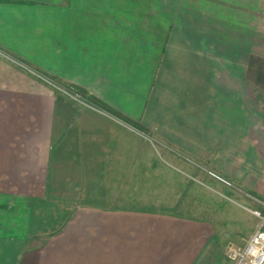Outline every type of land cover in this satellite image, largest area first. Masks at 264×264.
<instances>
[{
  "label": "crops",
  "instance_id": "obj_1",
  "mask_svg": "<svg viewBox=\"0 0 264 264\" xmlns=\"http://www.w3.org/2000/svg\"><path fill=\"white\" fill-rule=\"evenodd\" d=\"M123 9L97 8L95 0H0V189L42 198L61 142L107 140L94 131L100 122L104 134H117L121 124L152 127L165 140L185 142L192 156L216 157L219 166L231 158V175L256 196L264 189V89L254 62L246 114L237 106L240 73L230 68L235 53L225 65L224 56L201 53L188 63L164 51L167 38L162 50L158 44L146 52L145 39L123 36L121 29L139 27L137 19L122 21ZM33 71L102 102L118 119L91 117ZM162 78L179 84L175 100ZM1 223L0 264H208L198 258L213 230L165 211L89 205L45 236Z\"/></svg>",
  "mask_w": 264,
  "mask_h": 264
},
{
  "label": "rangeland",
  "instance_id": "obj_2",
  "mask_svg": "<svg viewBox=\"0 0 264 264\" xmlns=\"http://www.w3.org/2000/svg\"><path fill=\"white\" fill-rule=\"evenodd\" d=\"M95 6L124 8L122 21L130 24L137 19L138 29L130 26L121 32L123 36L128 34L132 38L134 34L139 40L145 39L146 52L156 49L158 44L162 50L167 38L164 51L188 63L191 57L201 53L210 58L224 56L225 65L235 53L230 68L240 73L241 104L237 106L246 114L252 101L248 88L252 74L250 62H254L260 75L258 90L264 89V0H160L159 3L157 0H95ZM142 15L144 23H141ZM32 73L49 84L58 98L89 110L91 117L118 119L89 95L75 90L87 103L80 104L62 94L57 88L62 84L55 78L42 76L38 71ZM165 78L162 85L165 90L174 89L168 91L175 100L176 95L180 96L175 92L179 84L168 83L170 80ZM198 97L199 94L194 95L196 101ZM257 101H262L258 92ZM110 125L108 121V130ZM114 127L120 129L117 134H104L103 125L100 122L95 125L96 136H107V140L61 142L59 154L52 159L42 198L0 189V220L4 219L0 223L7 227L16 225L17 229L25 226L34 236H45L58 231L78 207L85 205L165 211L208 223L213 228L212 235L198 259L208 264H231L226 249L244 244L259 225V219L251 211L264 214V189L253 196L247 185L234 179L232 167L227 166L231 158H224L227 162L222 158L219 166L216 157L205 160L192 156L184 150L185 142L165 140L152 127L148 130L128 124ZM193 144L199 146L200 142Z\"/></svg>",
  "mask_w": 264,
  "mask_h": 264
},
{
  "label": "built area",
  "instance_id": "obj_3",
  "mask_svg": "<svg viewBox=\"0 0 264 264\" xmlns=\"http://www.w3.org/2000/svg\"><path fill=\"white\" fill-rule=\"evenodd\" d=\"M50 84L54 86L52 82ZM57 88L63 95L80 102V104L87 105L74 90L59 86ZM251 212L259 219V225L250 234L244 244L227 247L226 257L231 264H264V214L259 210H253Z\"/></svg>",
  "mask_w": 264,
  "mask_h": 264
}]
</instances>
